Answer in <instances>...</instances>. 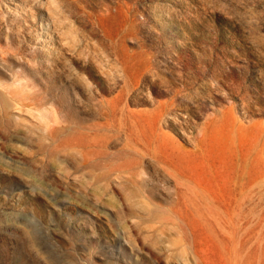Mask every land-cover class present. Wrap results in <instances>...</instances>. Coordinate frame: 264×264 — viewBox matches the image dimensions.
Segmentation results:
<instances>
[{"label": "rangeland", "instance_id": "obj_1", "mask_svg": "<svg viewBox=\"0 0 264 264\" xmlns=\"http://www.w3.org/2000/svg\"><path fill=\"white\" fill-rule=\"evenodd\" d=\"M0 264H264V0H0Z\"/></svg>", "mask_w": 264, "mask_h": 264}]
</instances>
